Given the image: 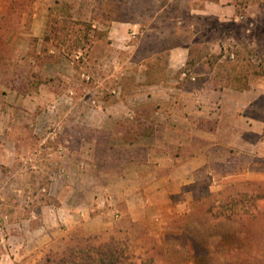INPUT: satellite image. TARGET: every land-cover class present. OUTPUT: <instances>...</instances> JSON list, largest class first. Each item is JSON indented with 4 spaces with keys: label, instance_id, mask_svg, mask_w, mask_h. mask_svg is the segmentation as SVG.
<instances>
[{
    "label": "rangeland",
    "instance_id": "1",
    "mask_svg": "<svg viewBox=\"0 0 264 264\" xmlns=\"http://www.w3.org/2000/svg\"><path fill=\"white\" fill-rule=\"evenodd\" d=\"M262 67L264 0H0V264L32 219L66 230L88 212L107 228L59 237L35 264H71L78 248L118 264H264V180H248L249 157L198 169L188 195H151L141 221L110 180L146 158L132 144L185 84L264 87Z\"/></svg>",
    "mask_w": 264,
    "mask_h": 264
},
{
    "label": "crops",
    "instance_id": "2",
    "mask_svg": "<svg viewBox=\"0 0 264 264\" xmlns=\"http://www.w3.org/2000/svg\"><path fill=\"white\" fill-rule=\"evenodd\" d=\"M188 50L171 51L170 66L179 68L177 55L183 63ZM183 90L186 97L161 103L162 107L156 111L157 131L140 132L132 144L135 148H144L146 158L131 162L128 171L120 175H110V180L117 182L115 189L123 200L124 215L134 221L145 218L146 211L137 207L150 201L153 194L166 200L174 194L188 195L186 186L198 180L195 172L208 169L213 160L249 157L252 162L248 164V180H264V87L216 90L190 83ZM107 216L88 212L83 221L67 219L66 230L57 224L49 225L48 216L47 219L41 216L37 221L32 219L24 229L14 231V240L21 241L22 245L16 247L15 257L4 255L3 264H35L38 253L50 248L59 237L79 230L92 234L106 229ZM71 264H79V260Z\"/></svg>",
    "mask_w": 264,
    "mask_h": 264
},
{
    "label": "trees",
    "instance_id": "3",
    "mask_svg": "<svg viewBox=\"0 0 264 264\" xmlns=\"http://www.w3.org/2000/svg\"><path fill=\"white\" fill-rule=\"evenodd\" d=\"M255 75H262L264 76V67H262L260 70L254 71ZM230 79V83L228 84L229 87L232 88H236L239 90H244V89H248L249 85L248 83L244 82V80L246 79V77H240V76H236L234 79L232 78V75L230 74L229 77ZM235 83L237 84H241V85H234ZM223 88V87H221ZM77 255L74 256L75 259L78 258L79 260V264L81 262H86L85 264H112L113 262H116L115 264H118V260L116 258H114L113 256L108 257H102L99 260L93 259L91 258V255H87L83 248H78V250L75 252ZM117 260V261H116ZM110 262V263H109Z\"/></svg>",
    "mask_w": 264,
    "mask_h": 264
},
{
    "label": "built area",
    "instance_id": "4",
    "mask_svg": "<svg viewBox=\"0 0 264 264\" xmlns=\"http://www.w3.org/2000/svg\"><path fill=\"white\" fill-rule=\"evenodd\" d=\"M103 204H104V202H103ZM119 214V213H118Z\"/></svg>",
    "mask_w": 264,
    "mask_h": 264
}]
</instances>
